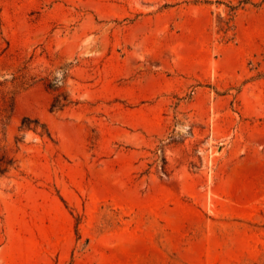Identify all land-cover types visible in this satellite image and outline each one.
I'll use <instances>...</instances> for the list:
<instances>
[{"label": "rangeland", "instance_id": "374dc122", "mask_svg": "<svg viewBox=\"0 0 264 264\" xmlns=\"http://www.w3.org/2000/svg\"><path fill=\"white\" fill-rule=\"evenodd\" d=\"M0 264H264V0H0Z\"/></svg>", "mask_w": 264, "mask_h": 264}]
</instances>
